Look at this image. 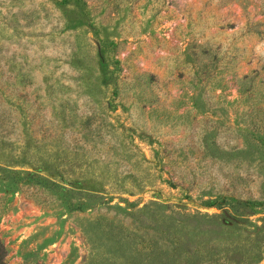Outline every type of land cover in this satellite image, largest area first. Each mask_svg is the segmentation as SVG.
Instances as JSON below:
<instances>
[{"label":"rangeland","instance_id":"obj_1","mask_svg":"<svg viewBox=\"0 0 264 264\" xmlns=\"http://www.w3.org/2000/svg\"><path fill=\"white\" fill-rule=\"evenodd\" d=\"M3 264H264V0H0Z\"/></svg>","mask_w":264,"mask_h":264},{"label":"trees","instance_id":"obj_2","mask_svg":"<svg viewBox=\"0 0 264 264\" xmlns=\"http://www.w3.org/2000/svg\"><path fill=\"white\" fill-rule=\"evenodd\" d=\"M4 254H5L4 247L0 243V264H3L4 263Z\"/></svg>","mask_w":264,"mask_h":264}]
</instances>
